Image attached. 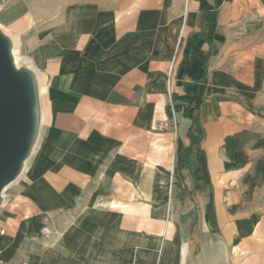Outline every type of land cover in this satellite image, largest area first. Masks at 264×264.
Segmentation results:
<instances>
[{"label":"crops","instance_id":"crops-1","mask_svg":"<svg viewBox=\"0 0 264 264\" xmlns=\"http://www.w3.org/2000/svg\"><path fill=\"white\" fill-rule=\"evenodd\" d=\"M64 9L0 264L43 218L49 264H264V0Z\"/></svg>","mask_w":264,"mask_h":264},{"label":"rangeland","instance_id":"rangeland-1","mask_svg":"<svg viewBox=\"0 0 264 264\" xmlns=\"http://www.w3.org/2000/svg\"><path fill=\"white\" fill-rule=\"evenodd\" d=\"M68 2L69 0H0V28L8 30L18 37L20 41L19 56L33 60L42 77L43 84L45 83V75L42 71L43 64L40 62V55L47 49L50 38L55 36L61 28L60 24L66 14L64 8ZM20 63L23 65L22 61ZM30 68L34 70L32 67ZM173 72L174 69L170 77H172ZM23 177L22 175L12 181L4 189V200L0 206V222H2L3 214L8 209L16 208L19 204L20 185ZM19 219L17 220L19 221ZM63 223V218L62 220L61 218H43L39 220V234L30 233L29 238L24 239L23 244L19 247L17 246L19 238L23 233L29 232L28 228L32 225L30 219L25 220L16 238L9 240L6 247L3 246L2 257L7 262L3 264H49V229H54L55 226L63 225ZM4 231H6L5 227H0V237ZM38 237L40 239L36 245L41 250L34 253L33 244ZM59 239V242H63L64 236H60Z\"/></svg>","mask_w":264,"mask_h":264},{"label":"water","instance_id":"water-1","mask_svg":"<svg viewBox=\"0 0 264 264\" xmlns=\"http://www.w3.org/2000/svg\"><path fill=\"white\" fill-rule=\"evenodd\" d=\"M40 119L37 78L15 65L10 38L0 29V206L4 188L18 177L36 143Z\"/></svg>","mask_w":264,"mask_h":264},{"label":"bare ground","instance_id":"bare-ground-1","mask_svg":"<svg viewBox=\"0 0 264 264\" xmlns=\"http://www.w3.org/2000/svg\"><path fill=\"white\" fill-rule=\"evenodd\" d=\"M2 32L4 34H6L10 38V41H11V44H12V53H13V56H14L15 65L18 68H27V69H29L33 73V75L37 78V82H38V85L40 86V90L43 89L44 84L42 82V77L39 74L38 69L35 67L33 60L30 59V58H21L19 56L18 48H19L20 41H19L18 37L16 35H13L11 32H9L8 30H5V29H3ZM20 61H22L23 65H21ZM29 66L34 68V70L31 69ZM35 151H36V145H34V147L32 148V150H31V152L29 154V157L24 161L22 169H21V171H20V173H19L17 178H19L20 176H22L24 173H26L28 171V169H29L28 161H29L30 157L34 155ZM3 195H4V192H3Z\"/></svg>","mask_w":264,"mask_h":264},{"label":"built area","instance_id":"built-area-1","mask_svg":"<svg viewBox=\"0 0 264 264\" xmlns=\"http://www.w3.org/2000/svg\"><path fill=\"white\" fill-rule=\"evenodd\" d=\"M172 71H173V66H170V68H169V79H168V82H169V84L171 83V73H172Z\"/></svg>","mask_w":264,"mask_h":264}]
</instances>
